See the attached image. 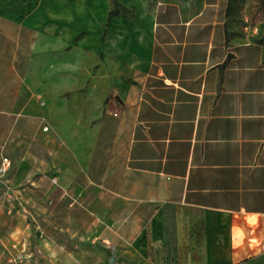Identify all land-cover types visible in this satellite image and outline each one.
<instances>
[{
  "label": "crops",
  "instance_id": "0c3cea01",
  "mask_svg": "<svg viewBox=\"0 0 264 264\" xmlns=\"http://www.w3.org/2000/svg\"><path fill=\"white\" fill-rule=\"evenodd\" d=\"M136 11L47 41L0 13V148L40 206L29 243L28 181L4 182L0 264L27 242L31 264H264V46L228 0Z\"/></svg>",
  "mask_w": 264,
  "mask_h": 264
},
{
  "label": "rangeland",
  "instance_id": "374dc122",
  "mask_svg": "<svg viewBox=\"0 0 264 264\" xmlns=\"http://www.w3.org/2000/svg\"><path fill=\"white\" fill-rule=\"evenodd\" d=\"M158 1L172 0H117L120 15L112 18V21L115 19L135 20L137 17L136 9L138 7L140 9H145L148 12ZM111 10H113L111 0H0V13L20 19L26 18V20L30 19L32 21H37L38 29L40 30L41 35L43 34V40H46L48 36H51L50 30L55 29V25L64 28L68 26V28L71 29L70 31H73L72 29H79V25H84L90 17L88 16V12L91 13V19H93L94 22L102 25V31L99 32L101 35L105 29L107 14ZM228 27L232 37L243 41L256 42L264 46V0H229ZM59 43L57 45L55 44L54 48H56ZM66 48L67 47H65V50ZM63 57L64 56H60V58ZM65 58H67V56H65ZM41 66L43 67L44 65L42 64ZM6 153L7 149L2 146L0 148V167L4 159L8 160L10 166L4 177L0 178V192L4 195L7 192L6 185H4L5 181H10L13 178H24L28 181L25 183V186L20 187L22 188V191L27 190L25 193L27 202L22 203V207L26 211V225L28 226V230H30V240L28 242L30 243L33 240L36 242L38 241L39 236L38 216H35V212L38 214L40 206H38V199L36 198V190H38V187H32L30 182L37 179L38 173L35 175L33 172H28L23 176V173L18 172L17 170L20 161L17 160L18 163H13L8 159ZM47 194L48 193L45 194L44 192L43 196ZM0 200L3 201L4 199ZM3 205L5 208L9 205L11 208H22L17 202L12 201ZM42 206L47 209V213H44V216L47 217L45 218L44 223L49 226L50 219L47 215L49 214V204L44 203ZM5 212L7 214L8 210L6 209ZM12 213L13 212H11L9 216L12 215ZM47 237L50 238L51 236ZM28 242L25 248L22 247V244H12L10 252L6 253L4 256L3 264H5L10 255L15 256L16 254H19L22 249L24 251L21 256L27 259L31 264L30 256L28 255Z\"/></svg>",
  "mask_w": 264,
  "mask_h": 264
},
{
  "label": "built area",
  "instance_id": "2783aa9c",
  "mask_svg": "<svg viewBox=\"0 0 264 264\" xmlns=\"http://www.w3.org/2000/svg\"><path fill=\"white\" fill-rule=\"evenodd\" d=\"M10 163L8 162L7 159H4L2 161L1 167H0V178H3L4 175L7 173L8 169H9ZM7 192L9 193V187H6ZM25 248V246H22ZM24 250L22 249L21 252L19 254H16L15 256H9L5 262V264H30L27 259L23 258L22 252Z\"/></svg>",
  "mask_w": 264,
  "mask_h": 264
},
{
  "label": "trees",
  "instance_id": "16d2710c",
  "mask_svg": "<svg viewBox=\"0 0 264 264\" xmlns=\"http://www.w3.org/2000/svg\"><path fill=\"white\" fill-rule=\"evenodd\" d=\"M111 4L113 6V10L108 12V15H107L108 23L110 22V20H112V18L118 17L120 15V11L117 5V0H111Z\"/></svg>",
  "mask_w": 264,
  "mask_h": 264
}]
</instances>
